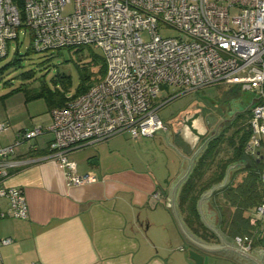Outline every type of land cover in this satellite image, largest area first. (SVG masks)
Returning <instances> with one entry per match:
<instances>
[{"label": "built area", "instance_id": "1", "mask_svg": "<svg viewBox=\"0 0 264 264\" xmlns=\"http://www.w3.org/2000/svg\"><path fill=\"white\" fill-rule=\"evenodd\" d=\"M68 3L73 9L64 13ZM20 26L27 27L37 53L100 49L106 72L66 105L52 108L48 127L18 130L10 143L0 144V197L9 202L0 218L28 217L23 189L6 183L10 170L27 163L16 156L21 144L50 131L40 159L59 162L67 185L90 182L95 177L79 174L68 154L124 132L140 138L166 130L158 111L170 100L156 101L163 90L230 85L254 92L245 153L264 157L258 149L264 144V0H0V59ZM8 129L9 121H0V136ZM151 198L160 199V192ZM250 221L264 226V202ZM254 235L234 236V244L250 252ZM10 242L0 238V246Z\"/></svg>", "mask_w": 264, "mask_h": 264}, {"label": "crops", "instance_id": "2", "mask_svg": "<svg viewBox=\"0 0 264 264\" xmlns=\"http://www.w3.org/2000/svg\"><path fill=\"white\" fill-rule=\"evenodd\" d=\"M216 87L228 94L238 89L230 85ZM248 92L246 112L255 97L254 92ZM200 111L210 126V134L227 128L225 137L229 136L206 154L213 137L210 138L195 156L193 165L202 153L207 156L205 183L214 168L235 153L238 133L234 132L238 127L232 128L231 124L238 118V111ZM49 124V119L42 123ZM33 125L28 121L9 123L10 128L0 136V144L10 143L18 130ZM164 131L152 160L136 154L129 144H143L147 141L143 138L150 136L133 138L127 132L71 151L68 158L76 163L77 172L95 177L76 185H67L59 162L40 159L52 137L50 131L21 144L16 156L27 163L10 170L6 183L23 189L28 217L0 218V238L11 239L0 246L2 264H195L189 258L190 248L203 255L204 263L210 257H223L236 264H254L222 248L223 243L235 245L228 224L238 211V195L231 199L227 188L238 190V162L232 161L223 179L201 195L197 205L207 229L197 231L187 223L180 204L182 183L187 176L183 180L182 177L191 152L189 138L186 132L181 135L179 124ZM156 191L160 192V199L154 201L151 196ZM173 203L186 233L216 250L206 252L186 239L175 218ZM8 207V199L0 197V211ZM243 212L254 215L253 208ZM257 233L264 235V226ZM260 249L256 245L249 253L258 255Z\"/></svg>", "mask_w": 264, "mask_h": 264}, {"label": "rangeland", "instance_id": "3", "mask_svg": "<svg viewBox=\"0 0 264 264\" xmlns=\"http://www.w3.org/2000/svg\"><path fill=\"white\" fill-rule=\"evenodd\" d=\"M72 9L73 5L68 3L64 7V13L71 12ZM143 36L146 38L145 35ZM29 48L30 37L27 27L20 26L18 28V37L11 40L7 55L0 59V69L3 68V70L0 71V121H9L10 125L14 124L16 121L19 123L28 121L35 123V125H42V123H46L48 119L51 124L52 116L46 106L45 100L43 98H27L29 96L28 94L41 90L43 85H47L52 89H62V82H67L69 86L67 94L70 95L81 83V76L83 75L82 68L90 66L92 74L89 75L86 80L88 83L95 81L99 76V66L90 62L92 57L88 50L89 47L87 46L82 50H78V53L75 52L77 49L68 50L66 48L61 51L60 55H56L54 51L45 53L30 52ZM92 49L95 53L102 56L100 49ZM16 50L18 51L17 53ZM15 53L21 58V67L18 68H14L11 64ZM50 53L54 54H52L53 57L46 59L51 56ZM30 69L34 70V78L36 79L31 78L23 81V79L17 77L19 73ZM22 82L25 83L26 91L16 90L10 92ZM216 86L184 93L172 91L170 89L161 91L156 101L158 103H163L167 100L170 101H167L159 109V118L167 128H170V126L174 125L175 117H178L179 114L188 110L196 109L206 112L207 109L215 108L222 113L227 111L234 113L238 111V118L232 122L231 127H238V129L243 132L247 128L249 122L248 112L245 111L248 104L249 92L238 88L235 89L236 93L231 92L228 94ZM249 114L251 117V112H249ZM49 125L43 126L48 127ZM163 132L165 131L159 130L150 137H142L143 140H147L143 144L134 146L133 143L129 142V144H131L130 148L145 159L152 160L155 153H157V146L160 144V136ZM258 149L264 154V144ZM206 261V263L203 262L202 264H236L234 261L223 257H221V259L210 257V259Z\"/></svg>", "mask_w": 264, "mask_h": 264}, {"label": "trees", "instance_id": "4", "mask_svg": "<svg viewBox=\"0 0 264 264\" xmlns=\"http://www.w3.org/2000/svg\"><path fill=\"white\" fill-rule=\"evenodd\" d=\"M85 46L80 47H69V49H77L82 50ZM89 47V46H87ZM62 49H57L55 52L56 55H60ZM66 49V48H65ZM30 52H34L32 48H29ZM89 53L92 57L90 62L97 64L99 66L98 68V77L95 81L101 79L105 72H106V63L103 56H100L99 54L95 53L91 47H89ZM18 51L16 50V53ZM15 53V56L13 60L11 61V64L14 68L21 67V58H19V55L17 56ZM78 53V52H77ZM53 53H50L51 56L47 57L46 59H50L53 57ZM89 62V63H90ZM85 67V66H84ZM87 68H82L83 75L81 76V83L74 89V91L68 95L67 90L69 89L67 82L63 83V88H50L47 85H43L41 90L36 91L32 94H28L29 97L33 98H43L46 102V106L48 110L51 111L52 108L55 107H62L66 105V103L71 100L72 98L76 97L77 95L85 92L88 87L94 83L87 82L89 75L92 74V71L90 70V66H86ZM0 69V71H2ZM88 73V74H87ZM19 78L23 79V81L27 79H31L35 77L34 70H28L24 71L18 74ZM36 79V78H34ZM47 86V87H46ZM16 90H24L25 89V83H21L18 87H15L12 89V91ZM9 92V93H10ZM27 94V92H26ZM27 96V95H26ZM248 112V120H250V108L247 110ZM227 132V128L221 130L215 136H213V139L208 143V148L206 149V154L212 153L213 147L218 146V142L221 139L228 138L225 137V133ZM234 135H237L238 133V144L235 148V153L233 156L220 163L219 166L214 168V172L211 175V179H207L204 183V175L207 170V168H204L205 164H207V156L205 154H201L199 158L194 163L191 171L185 178V180L182 183V189H181V196H180V204L182 206V209L186 212V220L187 223L190 224L191 227L195 228L197 231L199 229H207L204 225V222L202 221L200 211L198 209V201L201 197V195L208 190L210 187H212L214 184H218L224 177V174L227 167L232 161L238 162V176L240 177L238 179V190L234 192L233 188H227V190L231 193V199L234 200L235 196L238 195V211L234 212L232 220L229 222L228 226V233L234 236L237 235H245V234H253L255 231L258 232L259 225L258 224H252L251 223V215H245L244 210L246 209H255L256 206H258L260 203L264 202V183H262L261 180V174L264 172V157L261 158H253L251 155L245 153V146L246 143L251 135V128L250 124L248 122L247 128L241 132L239 129H237ZM231 138V135H230ZM229 138V139H230ZM234 136L232 135V139ZM213 160V159H212ZM235 194V195H233ZM234 197V198H233ZM232 200V201H233ZM255 236V235H254ZM264 236V235H262ZM260 237V235H256L254 237L253 241V247L258 245V247L262 246V240H264V237Z\"/></svg>", "mask_w": 264, "mask_h": 264}, {"label": "water", "instance_id": "5", "mask_svg": "<svg viewBox=\"0 0 264 264\" xmlns=\"http://www.w3.org/2000/svg\"><path fill=\"white\" fill-rule=\"evenodd\" d=\"M174 124H179V128H182L187 134L188 136V140L187 143L189 145V148L191 150L190 152V158H189V166L184 174V176L182 177V180L189 174L192 165H193V160L195 158V156L201 151V149L204 147V145L206 144V142L212 138L213 136H215V134L217 133V131L215 130L214 134H210V126L208 125L206 119L202 116V113L200 110H190V111H186L184 113H181L178 115V117L176 119H174ZM231 168H228V171ZM228 171L226 173L225 179H227L228 177ZM173 206V212L175 215V218L178 222V225L180 227V230L182 231V233L185 235L186 239L193 245L201 248L202 250L206 251V252H210V251H214L217 248L215 247H211V246H206L203 245L202 243L195 241L192 237H190L186 231L184 230L183 226L181 225V222L179 220V217L175 211L174 208V203L172 204ZM200 209V207H199ZM222 248H226L228 250H231L235 253H237L238 255L254 262L255 264H264V240H262V246L260 249V252L258 253V255H254L252 253H249L247 251H243L241 250L239 247L235 246V245H230V244H226L223 243L222 244ZM189 254V258L192 259L194 261L195 264H202L203 262V255L198 252L195 249L190 248L188 251Z\"/></svg>", "mask_w": 264, "mask_h": 264}, {"label": "flooded vegetation", "instance_id": "6", "mask_svg": "<svg viewBox=\"0 0 264 264\" xmlns=\"http://www.w3.org/2000/svg\"><path fill=\"white\" fill-rule=\"evenodd\" d=\"M176 119V118H175ZM176 130H175V132L177 131V129L178 128H175ZM179 129H181V128H179ZM185 134V131L182 129V132H181V135L183 136ZM255 264V263H254Z\"/></svg>", "mask_w": 264, "mask_h": 264}]
</instances>
